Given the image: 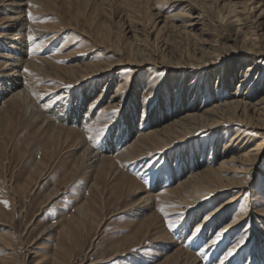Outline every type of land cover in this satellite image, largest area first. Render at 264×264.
Returning <instances> with one entry per match:
<instances>
[{
	"label": "rangeland",
	"instance_id": "374dc122",
	"mask_svg": "<svg viewBox=\"0 0 264 264\" xmlns=\"http://www.w3.org/2000/svg\"><path fill=\"white\" fill-rule=\"evenodd\" d=\"M154 3L152 1L150 8L146 0H43L39 11L31 12L35 19L27 15L35 31L34 34L30 29L25 32L27 57L36 59L47 70V73H32L33 97L41 96L39 104L52 112L49 104L82 105L83 97L96 87L85 101L86 112L79 117L86 116L79 128L86 134L94 152H104L108 141L117 143L118 135L113 132L115 125L110 122L125 114L131 116L132 109L136 134L130 138L125 135L123 141L119 140L120 145L111 157L120 155L142 132L159 128L154 121L152 126L151 121H145L147 109L150 108V113L158 104L162 115L172 118L192 107L202 112L234 98L238 92L254 94L253 99H264L263 90L250 86L257 78L264 82V70L259 72L264 63L242 82L248 64L241 70L235 67L241 56L235 55L238 48L220 53L215 59L218 64L215 68L198 71L201 67L195 59L199 57L198 49L216 39L220 31L217 22L220 17L226 19L225 13L220 14L219 8L215 12L209 10V21L192 32L194 37H187L183 34L184 19L178 16L182 6L177 3L162 5L161 17L153 23L150 11L157 14L160 8L153 7ZM2 16L0 13V20ZM106 28L112 31L110 40L103 38ZM3 30L0 25V33ZM34 45L40 47L34 50ZM132 58L138 62L129 66L118 63L121 59ZM207 60L210 64L213 62V59ZM107 62L114 64L101 83L93 81L78 88L64 73L70 67L77 69ZM110 74L112 81L104 89ZM123 80L129 83L119 93L126 100L122 114L117 109H109V104ZM3 107L8 122L0 117V234L7 232L13 217L20 233L28 230L23 244L20 243L22 238L13 237V250L20 259L32 260L40 254L49 264L58 249L66 261L75 260L74 264L92 261L98 264H163L168 248L164 249L165 244H157L152 238L143 237L140 225L146 217L140 215L141 206L131 205L137 199L135 196L127 194L118 202L113 182L98 179L97 189L92 185L94 176L76 175L73 148L64 147L44 154L35 131L28 134L25 141L21 140L32 126L19 110L6 103ZM260 107H264V101ZM120 122L125 121L121 119ZM124 127L119 129L122 131ZM235 128L232 125L228 131L224 128L209 131L185 145L172 147L165 154L120 162L121 169L144 190L157 195L171 189L185 176L203 168L218 167L223 159L236 156L235 153H246L249 145L258 143V139L248 146L238 143L233 139ZM230 141L232 143L228 144ZM40 172L45 179L35 187L36 174ZM250 179L251 189L243 192L238 203L240 197L230 203L217 219L211 218L199 228L208 212L234 198L237 192L205 202L203 211L195 214L165 217V231L184 251L197 256L200 264H264V156L258 176ZM53 188H57L58 195L46 202V195ZM84 208L88 209L86 215L82 211ZM240 219L243 220L235 223L236 230L225 231L229 222ZM168 221L173 228H169ZM63 229L69 230L76 246L65 241ZM240 244L241 247L234 249ZM24 245L30 246V252L23 249ZM11 252L7 250L3 255Z\"/></svg>",
	"mask_w": 264,
	"mask_h": 264
},
{
	"label": "bare ground",
	"instance_id": "6f19581e",
	"mask_svg": "<svg viewBox=\"0 0 264 264\" xmlns=\"http://www.w3.org/2000/svg\"><path fill=\"white\" fill-rule=\"evenodd\" d=\"M146 1L150 8L152 6V1L155 2L153 7H160L157 8L159 11L157 14L150 11L149 17L150 21H153V23L161 17L160 10L162 9V5H171L174 3L181 5L182 10L178 13V16L184 19L185 25L183 26V34L187 37H194L195 34L192 32L198 30L199 25L203 27L204 23L209 21L207 17L209 10L215 12L219 8L220 14H226L225 20L220 17V20L217 22V28H219L220 31L217 36L214 37L216 39L210 44H203L206 47H199L200 49H198L197 53L199 57L196 56L197 54L194 55V57L196 56L195 59L200 63L199 66H201L198 68V71L212 69V67L215 68L218 65L215 64V59L219 54L232 48H238V52L236 51L237 53L235 55L241 54L237 59L235 67L241 70L248 64V70L245 71L242 82L247 81L245 78L248 77V74L264 63V0H228L229 3H227V0ZM41 2H43V0H0V13L3 15L0 20V25L4 28L2 33H0V58L3 59V63L0 64V117H5L3 120L6 121V123L8 122L6 120L7 114L5 113L3 103L11 105L15 110L22 112L25 119L28 120V123L32 126V128H30L31 130L24 132L21 140L25 141L28 134L35 131L36 134L39 135L40 143H38L41 144L40 147L44 154L48 155L50 152H55L64 147L73 148L76 156L73 168L76 171V175L83 174L85 178L94 176L95 180L92 185L97 189L98 179L113 182V188L117 195L118 202L123 201L127 194L135 196L137 199L135 198L136 201L131 205H135L136 207L141 206L143 212L140 215L146 217L140 225L143 237L152 238L157 244H162V246L165 244L164 249L168 248L163 264H200L199 260L196 258L197 256L184 251L179 244L174 242L173 238L168 235L165 231L166 222H164L163 219L181 213L187 215L195 214L203 209L205 202L213 201L217 196H225L237 192L234 198L223 204H218L214 211L208 212V214L205 215V220L200 223V226L198 225L200 228L204 226L205 222L209 219H217L225 212L230 203L235 202L240 196H243L245 190L251 189L250 178L258 176L259 165L264 156V107H260L264 99H258L257 97L253 99L255 96L254 94H241L238 92L235 94L234 98L218 103L202 112H198L192 107L184 110L181 114L177 113L178 115L172 118L166 115L163 116L158 104L157 108L150 113V108L147 109L145 112V121H151V126L152 121H154L159 128L150 131L144 130L146 132L139 134V136L131 142L129 147L122 150L123 152L120 155L111 157V153L116 151L117 146L120 145L118 142L119 140L123 141L125 135H127V138H130L136 134L135 130L137 127L134 124L135 114L133 113L134 109H132L131 116H125V114L122 118L118 120L115 119L117 121L110 122V124L113 123L115 125V131L113 132L118 135L117 143L108 141L107 145L104 146V152H94L95 149H91L86 134L79 128V126L84 123L86 116H84V119H79V117H82L84 115L83 113L86 112L84 106L85 101L94 93H92V91L96 90V87H91L92 89L89 95L83 97L82 105L72 103L71 106H69L67 105L68 103L64 104L62 102L58 103L56 106L49 104L48 107L52 109V112H48L39 104V100L42 98L41 96H36V98L33 97V90L31 91V84L34 83L32 73H47V70L40 66L36 59L27 57V35H25V32L30 29V32L34 34V26L32 27V25L28 23L27 15L31 12L39 11L38 9L40 8ZM177 18L179 19V17ZM201 31L203 32V29ZM111 32L110 28H106V33L103 35V38L110 40ZM207 59H213L212 61L214 63L212 62L210 64ZM137 62L136 59L132 58L121 59L118 63L119 65L129 66ZM206 63L209 64L207 65ZM113 64V62L94 65L89 64L82 68L77 67V69L70 67V69H66L64 73L69 78V81L72 82L73 86L79 88L93 81H105V77L107 73L111 71ZM50 66L54 68L51 63ZM263 70L264 66L259 72L261 73ZM57 78L62 80L59 75H57ZM112 78L113 75L105 82L104 89L108 87V82L112 81ZM123 82L124 83L119 85L115 95L111 97L109 104V109H117L120 113H122V107L126 100L122 99L119 93L128 86L129 83L128 80H123ZM250 86L258 87L264 91V82L258 80V78L255 80V83L250 84ZM155 95L156 94H153V97H155ZM179 97L180 96H178V98ZM121 119L125 122L121 123ZM232 125L236 126L233 139H237L238 143H243L248 146L256 139H258V143L256 145H249V149L246 153H235L234 155L236 156L223 159L218 167L203 168L189 176H185L171 189L157 195L144 190L138 181L126 175L121 169L122 164L120 162L138 161L150 154H165L172 147L185 145L187 142L193 141L200 135L209 131H218L222 128L228 131ZM121 126H125L122 131L119 129ZM151 126L148 128H151ZM229 143L232 142L230 141L228 144ZM30 144L31 143H28V146H30ZM228 147L229 145L226 146V148ZM36 175L38 181L33 184L35 187L41 185L45 179L42 172ZM58 192L57 188H53L46 195V202H50L54 199L58 195ZM240 200L241 197L238 199L237 203ZM162 206L167 215L160 211ZM84 209L85 210L82 209V211L83 214L86 215L88 209ZM242 220L243 219L229 222L226 228H224L225 231L236 230L235 226L237 228V225L235 223H239ZM14 222L13 217L7 232L0 234V264H48L40 254L35 255L32 260H27L26 258L20 259L17 256L15 250H13V247H15L12 244L14 240L13 237L18 236L22 238L20 243L23 244L25 231L28 230H24V232L20 233ZM42 233H44V231ZM258 233L262 232L258 231ZM63 235L65 241L69 243L70 246L75 245L69 230L63 229ZM248 240H245V242ZM30 246H25L23 249L26 252H30ZM241 246L242 244L234 249ZM7 250H11L12 252L3 255V252ZM62 253L56 249L49 264H74L75 260L66 261V259L62 257ZM83 264H98V262L92 261ZM227 264H229V262Z\"/></svg>",
	"mask_w": 264,
	"mask_h": 264
},
{
	"label": "snow or ice",
	"instance_id": "6c2138e0",
	"mask_svg": "<svg viewBox=\"0 0 264 264\" xmlns=\"http://www.w3.org/2000/svg\"><path fill=\"white\" fill-rule=\"evenodd\" d=\"M29 17H30L31 19H35V17H32L31 13H29ZM33 47H34V50H36V49H38L40 46H39V45H34ZM90 139H91V137H90ZM4 203L6 204L7 202L5 201ZM160 211H161L162 213H164L165 215H167V213L165 212V209H164L163 206L161 207ZM173 227H174V225H173L171 222H169V228L171 229V228H173ZM229 255H231V253H229Z\"/></svg>",
	"mask_w": 264,
	"mask_h": 264
}]
</instances>
